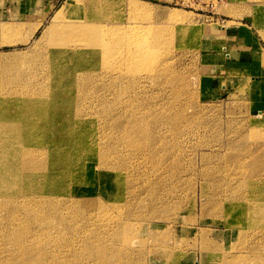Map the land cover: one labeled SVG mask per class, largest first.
<instances>
[{
    "label": "rangeland",
    "instance_id": "1",
    "mask_svg": "<svg viewBox=\"0 0 264 264\" xmlns=\"http://www.w3.org/2000/svg\"><path fill=\"white\" fill-rule=\"evenodd\" d=\"M64 1L0 0L1 95L56 89L59 80L44 74L36 58L47 48V27ZM194 6L160 0H96L79 12L89 29L98 28L104 46L97 57L89 56L82 63L90 69V78L82 81L76 69L67 74L69 80L78 72V83L68 89L88 93L86 97L73 93L68 100L72 109L75 105L87 109L81 125L86 126L85 133L90 131L89 143L95 147L84 150L94 163L105 155L101 161L108 165L100 178L111 187V195L93 190L98 178L92 177L90 161L85 171L91 178L89 192L79 184L83 176L79 165L62 178L65 197L74 201L72 213L64 210L60 221L48 214L44 227L48 234L66 227L69 237L62 249L71 248L65 254L70 264H221L249 243L246 234H238L237 218L247 202L264 204V112L255 111L248 86L236 80L233 89H208L206 83L214 72L207 68L201 46L203 35L216 26L246 28L250 40L245 46L260 55L264 66V0H219L214 6ZM46 11L50 13L35 30ZM245 74L250 83L255 73ZM12 101L22 109L33 104L15 97ZM133 103H140L139 119L128 123L126 117L109 118L112 110L117 113ZM37 105L45 112L50 109V105ZM45 115L30 121L36 128L35 140L48 126ZM48 120L53 122V117ZM111 122L120 130L110 127ZM126 128L132 130L129 135L124 133ZM20 209L26 218L28 212ZM3 216L0 219L6 224ZM246 223L264 229V216ZM76 226L80 227L75 230ZM247 228L245 223L241 227ZM39 234L47 238V233ZM55 247L60 248L43 244L35 256L52 257Z\"/></svg>",
    "mask_w": 264,
    "mask_h": 264
},
{
    "label": "bare ground",
    "instance_id": "2",
    "mask_svg": "<svg viewBox=\"0 0 264 264\" xmlns=\"http://www.w3.org/2000/svg\"><path fill=\"white\" fill-rule=\"evenodd\" d=\"M94 2H96V0H65L60 8L54 12L52 24L47 27V48L37 55L36 66L40 68L44 74L53 76L59 80L56 89H50L49 87V89L41 91L32 89L16 90L13 92V96L0 94V216L4 215L3 217H5L6 220L4 222L6 224H3L0 219V264H54L55 262L70 264L68 261L69 256H67L68 253L67 255L65 254L67 252L66 250H71V248L62 249L65 247V239L69 237L64 233L66 227L58 230L56 234H48L49 230L45 229L44 221L48 218L46 217L48 214L54 215V218L60 221L64 218L62 217L64 210L66 213H72L74 201L71 202L68 200V195L65 197V191L61 186L63 181L62 178L70 174V169H72L74 165H79V174L80 176L83 174L82 178L79 180V184L87 187L84 189V192H89L90 190L88 189L90 181L88 179L91 178H88L89 175L86 174L85 171L90 169L87 163L89 161L91 163L94 162L90 159V154L88 156L84 149H93L95 146L89 143L90 138L88 134L90 131L88 130V132L85 133L83 128L86 126L81 125L84 113L87 109H84L85 107L79 108L80 105H75L76 110L72 109V105L69 104L71 99L68 100L69 98H73V93L80 95V97H86L88 93L86 89L68 88L70 84L78 83L76 79L79 71L82 73V77H80L82 81H86L90 78V69H88L87 64L83 67L82 63L87 57L98 55L100 47L104 46V42L101 39L102 36L100 37L99 32L96 30L98 28L89 29L79 16V12L82 9L91 6ZM133 5L134 8L139 7L137 4ZM48 13L50 12H45L43 15L44 18L35 26V30L42 25ZM105 41L109 42L108 40ZM74 69L78 72H73L74 75L71 76L72 78H69V80L66 79L67 74ZM51 95L53 98L51 99L52 101L48 98ZM14 97L17 99H26L33 104L22 109L21 107L13 105V101L10 104V101L14 99ZM37 103H41V105L43 103L47 106L50 105V109H48L47 112L42 111V109H38L40 106L37 105ZM139 104H129V107L126 106L125 109L117 113L114 112L116 110H112V112H110L111 117L109 118L115 120L117 118L126 117L128 123L136 118L139 119L140 115L137 116L138 113H141ZM131 106H133V108ZM154 108H156V106L153 107V109ZM144 111L147 112L148 110ZM41 114H46L45 118L48 122V126L42 131V135L35 140L36 128L30 121L33 118L39 117ZM178 114L180 115L181 112ZM50 115L53 117V122L48 120ZM113 116L117 117L115 118ZM162 117L166 118L163 115ZM164 118H161L162 122L168 120ZM170 119L173 118L170 117ZM157 120L153 122L157 123ZM142 122L145 121L142 120ZM142 122L140 121V123ZM147 124L149 125V121ZM111 125L112 126H109L113 129H119L120 127L113 123ZM129 125L131 126V123ZM129 131L132 132L131 129H124L126 135H129ZM148 131H150V128ZM140 133L141 132H139V136H141ZM155 136L156 135L153 137ZM119 139L118 141H120ZM86 144H88L89 147H87ZM106 144L107 143H105V145ZM108 146H110V143ZM253 147L257 149V146L254 145ZM151 150L155 151L156 149ZM256 151L259 152L258 149ZM252 155H254V153ZM99 157L98 162L94 163L95 165L93 164V168H91L92 177L98 178V187L93 190H104L111 195V187H108L109 184L106 187L107 183L103 182L100 178V176L104 174L103 168L107 167L108 162L106 160V162L101 161L102 158L105 157L104 154ZM116 164L118 165L117 162ZM119 166H121V164ZM245 200L246 199H242L241 201ZM263 205L264 204L257 203L256 201L247 202L246 206L240 211L238 218L236 217L238 220V227L240 228L238 234L241 236L246 234L249 243L245 246L244 251L234 255L230 261L223 259L221 264H229L230 262H234V264H264V229H261V227L256 229L252 227L253 224L246 223L258 222L260 217L264 216L262 214ZM20 208H24L28 212L29 215L27 214L26 218L21 217L22 211ZM32 210L33 212H31ZM130 211L131 210H129V212ZM234 211H236V207H234ZM30 214H32L31 219H28ZM49 218L51 219V216H49ZM250 219H252V221ZM234 220L236 219L234 218ZM120 223L121 222H119L117 226H119ZM244 223L248 225V228L242 230L241 227ZM16 225L20 226L19 229L18 227L15 228ZM56 226H59L58 223ZM77 227L80 226L74 227L75 230H77ZM68 228L73 231V227L69 226L67 229ZM48 229L50 228L48 227ZM13 230L15 232L18 230V232L16 235L12 236L10 233L13 232ZM39 233H47L45 235L47 238H43L42 236L44 234L41 235ZM46 243H53V246H59L60 248H58V250H56V247L53 249L56 251L52 257H46L45 255L36 257L35 253L37 251L39 252L42 245ZM113 247L115 248V246ZM246 251H249L251 254H244Z\"/></svg>",
    "mask_w": 264,
    "mask_h": 264
},
{
    "label": "crops",
    "instance_id": "3",
    "mask_svg": "<svg viewBox=\"0 0 264 264\" xmlns=\"http://www.w3.org/2000/svg\"><path fill=\"white\" fill-rule=\"evenodd\" d=\"M160 1L172 3L173 0ZM203 36L202 56L208 65L207 68L214 72L209 75L210 80L206 83L208 89H233L236 80L239 85L248 86L255 111L264 112V66L261 65L260 55L245 46L250 40L248 30L216 26L214 30L206 31ZM251 72L255 75L252 74L251 82L247 83L250 77L245 73Z\"/></svg>",
    "mask_w": 264,
    "mask_h": 264
},
{
    "label": "built area",
    "instance_id": "4",
    "mask_svg": "<svg viewBox=\"0 0 264 264\" xmlns=\"http://www.w3.org/2000/svg\"><path fill=\"white\" fill-rule=\"evenodd\" d=\"M215 1L219 0H173L172 3L180 6L195 7L194 5H199L201 3L214 6Z\"/></svg>",
    "mask_w": 264,
    "mask_h": 264
}]
</instances>
